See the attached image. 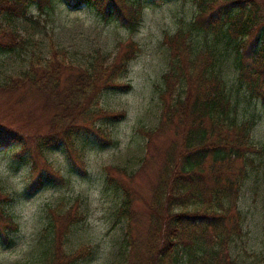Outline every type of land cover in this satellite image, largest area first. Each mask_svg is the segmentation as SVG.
Listing matches in <instances>:
<instances>
[{
	"label": "trees",
	"instance_id": "obj_1",
	"mask_svg": "<svg viewBox=\"0 0 264 264\" xmlns=\"http://www.w3.org/2000/svg\"><path fill=\"white\" fill-rule=\"evenodd\" d=\"M169 1L64 0L70 9L93 8L105 21L119 22L125 17L124 27L131 33L140 21L142 3ZM49 4L50 0H0V18L8 22L26 19L30 7L43 12ZM195 5L194 18L164 41L170 61L162 76L157 133L164 131L172 138L156 165V180L147 205L148 226L140 238L133 237L129 220L134 199L128 191L122 192L118 217L128 220L125 264H235L230 245L244 234L240 193L244 181L264 157V146L251 139L253 123L237 121L217 68L222 46H230L239 87L264 105V0H195ZM0 39L8 41L6 45L0 42V53L13 51L23 43L2 23ZM139 49L130 41L121 48L116 62L108 64L97 56L88 69L64 67L58 52H53L42 67L31 64L2 89L23 87L52 113L49 132L35 141L37 148L73 151L78 132L89 135L103 148L110 143V136L93 124L97 116L107 114L98 105L99 94L104 89L129 88L118 79ZM176 87L180 91L174 94ZM118 117L115 115V119ZM22 142L17 130L0 124V149ZM58 181H62L58 172L43 170L26 192L33 195ZM80 219L77 212L68 211L58 217L68 226L60 230L52 224L48 264H77L91 256L85 247L71 253L62 249L68 227ZM6 230L15 232L17 225L0 207V241L10 246L12 240Z\"/></svg>",
	"mask_w": 264,
	"mask_h": 264
},
{
	"label": "rangeland",
	"instance_id": "obj_2",
	"mask_svg": "<svg viewBox=\"0 0 264 264\" xmlns=\"http://www.w3.org/2000/svg\"><path fill=\"white\" fill-rule=\"evenodd\" d=\"M195 14V0L142 3L133 33L124 27L125 17H121L123 23L105 21L93 8L70 9L64 0H50L43 12L32 6L26 19L8 22L0 18L3 26L20 36L19 42L23 40L13 51L0 53V124L17 130L23 140L22 145L0 149V207L17 225L15 232L6 230L10 246L0 241V264H48L52 224L60 230L68 226L58 220L68 211L77 212L81 219L68 227L63 251L71 253L81 247L91 251V256L77 264L126 263L128 220L118 217L122 192L128 191L134 199L128 219L133 237L140 238L148 226L147 205L156 165L172 138L167 132L157 133L162 76L170 61L164 41ZM130 41L140 49L118 79L129 88L102 90L98 105L107 114L93 121L94 127L107 131L110 143L99 148L89 135L78 132L73 151L37 148L35 141L49 132L52 113L23 87L3 90V85L31 64L42 67L53 52H58L67 68L88 69L97 56L108 64L116 62L121 48ZM217 70L237 121L253 123L251 139L264 146V105L239 87L230 46H222ZM179 91L176 87L174 94ZM115 115L119 117L115 119ZM43 170L58 172L62 181L29 195L27 188ZM239 208L244 234L231 243V258L235 264H264V157L244 181Z\"/></svg>",
	"mask_w": 264,
	"mask_h": 264
}]
</instances>
